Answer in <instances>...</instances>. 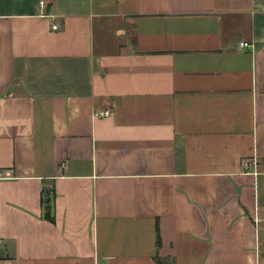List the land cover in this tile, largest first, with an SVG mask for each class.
I'll return each mask as SVG.
<instances>
[{"label": "crops", "instance_id": "0c3cea01", "mask_svg": "<svg viewBox=\"0 0 264 264\" xmlns=\"http://www.w3.org/2000/svg\"><path fill=\"white\" fill-rule=\"evenodd\" d=\"M0 241L264 264V0H0Z\"/></svg>", "mask_w": 264, "mask_h": 264}, {"label": "trees", "instance_id": "16d2710c", "mask_svg": "<svg viewBox=\"0 0 264 264\" xmlns=\"http://www.w3.org/2000/svg\"><path fill=\"white\" fill-rule=\"evenodd\" d=\"M50 191L47 190L46 188L43 189L42 191V199H43V202H44V205H46V210L49 208L50 209V204H51V195H50ZM157 261L158 263H160V259L157 258Z\"/></svg>", "mask_w": 264, "mask_h": 264}, {"label": "built area", "instance_id": "2783aa9c", "mask_svg": "<svg viewBox=\"0 0 264 264\" xmlns=\"http://www.w3.org/2000/svg\"><path fill=\"white\" fill-rule=\"evenodd\" d=\"M40 4H41L42 7L45 6V2H44V1H41ZM57 28H58V26H53V29H54V30H57ZM241 47H243V48H248V47H250V45H249L248 43H242V44H241ZM102 115H103V116H109V115H110V112H105V113H103ZM102 115H101V116H102ZM245 168H246V169H249V168H250V164L246 162V163H245ZM0 242H1V241H0Z\"/></svg>", "mask_w": 264, "mask_h": 264}]
</instances>
